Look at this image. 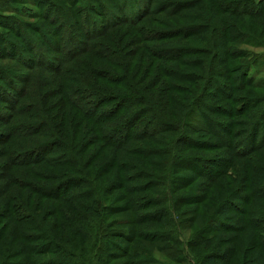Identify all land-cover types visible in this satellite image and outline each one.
<instances>
[{
	"label": "rangeland",
	"instance_id": "374dc122",
	"mask_svg": "<svg viewBox=\"0 0 264 264\" xmlns=\"http://www.w3.org/2000/svg\"><path fill=\"white\" fill-rule=\"evenodd\" d=\"M4 1L0 0V4ZM51 1L54 5L53 8H57L58 11L54 13L53 10L46 17L41 13V10L35 7L41 13L40 18L19 19V34L18 32H14L15 28L11 29L8 26L9 21L5 20L6 15L0 12V37L8 41L4 43L3 41L5 40L0 38V52L2 53L0 54V70L10 71L11 74L19 77H30V83L15 77L21 86L29 88L30 96L24 99L22 104L38 103L40 107V110L36 112L37 118H21L19 121L29 122L25 125H30L31 127L37 124L34 120L46 124L41 133L43 135L9 141V138L5 137L6 134H10L8 122L0 119V223L9 224V228L3 235L5 239L0 244V264H16L17 261L22 260L15 257L16 255H8L4 252V247L18 232L16 212H7L8 203L11 202L9 200L10 197L16 196L18 199L17 204L24 203L25 207L26 204L32 203L30 205L31 208L36 210L32 211L35 223L38 224L39 222L49 232H51L50 223L54 219L57 220L56 217L46 218L45 214H50V209H59L67 218L80 217L85 212L84 206L90 205L95 200V197L80 200V202H74V200L69 198L62 201L52 200L40 195L33 196L29 191L20 192L18 190L19 187L11 186V184L7 186L6 175H3L4 172L1 171L2 169L4 170L7 164V158L2 155L3 150H19V154H23L40 143H46L54 139V135L72 146L73 154L71 155H75L76 158L70 160V156L66 154L61 161L69 165H39L33 169L40 168L45 173H53L57 176H79L80 173H84L83 175L92 181V186L97 192L96 197L105 198V202L111 206L116 202L118 203L115 206H124L128 202L130 207H133L132 210L129 208V211L125 212H106L109 219L108 224L112 222L116 226L113 227L115 234L110 240H101L102 246L106 250V253L103 254L104 260L102 264H178L177 260L181 255L186 259L185 264H198L206 263V257L209 254L215 257L216 264H264V172L261 173V177H258V173H256V178L253 179L251 186L249 183V175L251 172L253 173V168L264 167V152L254 153L248 158L235 159L233 164L227 167L226 170L228 171L229 169V171L226 172V177H219L218 181L216 180L217 182L213 185L206 171H188L181 167H176L175 169L171 167L169 170V167H162V173H160V166L157 161H163L162 157L145 159L143 155L146 153H137L138 150L155 149L159 147L155 146L157 143L149 142V140L133 141L123 151H116L115 149L105 147L98 140V129L92 125H87L86 121L70 110L64 101L61 91H67L70 84L63 79L59 80L50 69H41L42 66H40L41 68H34V70L28 68L29 64L36 67V58L41 54L40 52H44L47 58H56L61 56L60 52L63 49L66 52L73 49L75 41L85 44L90 42L92 36L87 31L93 32V29L99 25L93 20L97 18L100 24L107 25V22L112 19V15L100 16V14L112 12L118 18L137 16L147 8L154 7L153 0H103L105 10L94 13L88 27L84 25L86 22L83 26L74 23L73 15H75V11L69 6L68 2L66 3L65 0ZM189 1L172 0V2L177 4H185ZM204 1L207 5L205 8L210 12L211 19L210 23L207 24L209 28L207 31L198 33L192 31L193 29L189 27L190 21L187 20L188 12H195L196 9L187 10L182 9L180 6L179 10L175 9L176 15L173 16L170 15V10L146 16L138 23L140 24L138 27H145V30L149 31L153 36L157 30L165 32L166 30L178 29L181 33L180 38L162 41V37H159L158 40L160 41L158 42H145V47L171 49L175 46H185L187 48L205 49V51L201 52H207V55H193L189 59L199 56L198 58L207 59V63L199 61L201 64L196 65V67H185L186 65L181 64L174 55H168L171 57H168V60H161L142 49L129 53V47L134 49V46L139 40L143 39L145 34L144 29H136L138 24L126 22L112 28L107 27V30L93 41L96 43H106L124 54H121L122 62L120 66L115 67L113 63L110 64L108 62H100L101 64L97 65L93 62L92 58H88L87 60L85 59L86 62L83 64L90 62L92 70L90 67H83L88 73L95 72L94 69L113 70L119 75L126 76L120 78L116 86L103 82H100V84H104L103 86L105 87L109 86L119 94H133L135 97L149 96L150 98H154L156 105L162 107V117L164 119L167 118V121L181 123L180 116L187 115L186 121L191 125L187 127L185 125V130L188 134L186 135L188 136L187 138H191L194 147L190 148L188 145L190 143L183 141L179 151L181 159H196L197 161L221 159L222 167V164H224L223 160L228 158L232 160L234 158L233 152L220 145L219 139L215 134L211 133L210 128V130L202 128L200 122H203L205 119H202L200 115L203 109L207 110V108H204L205 105L212 107L215 112H220L218 108H224L226 112L228 109L233 110L242 107L244 99L235 102L223 95L225 92L234 90V79L236 76L232 75L231 67L234 64L240 63L244 55L237 61L232 60L228 55L220 60L212 53L210 54L209 49L217 44V51H225L229 48L235 52L244 54V51L248 49L256 54V57L261 56L257 66L251 73L255 81L261 84L264 82V47H261L264 44L260 48H252L244 46L242 41L247 43L248 39L245 40L243 37L245 36L246 38L248 36L256 40L257 43H264V18L257 17L261 16L257 15L256 19H253L234 12L237 9H251L250 6L247 8L238 7L237 4L241 0ZM261 1L263 0H255V3L259 4ZM193 6L198 8V4H193ZM28 8L33 7L30 6ZM24 9L27 12L28 9ZM262 12L264 13V9ZM54 16H56V22L52 20ZM192 21H194L193 24L196 23L197 25L204 26V23L198 20L194 19ZM59 22L62 23L64 31L61 34H53L54 25ZM173 24H177V26ZM227 26L229 28L234 27V31L227 33ZM40 31L47 33L51 40H46ZM242 38L243 40H241ZM232 39L237 40L239 43H233ZM48 41L53 45H50ZM233 51L229 50V53H233ZM24 55L35 63L29 62L25 64L24 61L26 59L22 60L18 58ZM211 58L213 59V64L210 68L208 60ZM122 65L125 68H122ZM208 70L212 76L210 81L213 82L207 87L206 75ZM184 74L188 75L184 76ZM156 78L157 81H155ZM4 87L8 93L12 92L10 94L13 97H19L10 84H7L5 79L1 78L0 88L3 89ZM172 87H176L178 91L176 92ZM181 87H185L187 92H180L179 88ZM185 88L181 89L185 90ZM37 91L39 95H36ZM248 94H250L249 96L261 97L264 96V90L247 88L243 91L240 90L235 96L243 98ZM0 96V108L5 113H10V108L7 107V102L4 101L5 98H2L4 94H0ZM176 97H179L181 100L179 101ZM184 97L192 102L196 101L194 109H192L191 104L183 105L182 100ZM200 103L202 104L200 105ZM259 108H252L250 115L239 117L238 119L225 115H212L216 120L225 123L236 120L244 121V124L247 125V121L254 123L259 119ZM189 109L195 113L193 114ZM163 111L165 114H163ZM122 114L125 115L107 124L104 128L121 124L123 118L130 116L131 111L123 110ZM80 123H83V125ZM247 131L245 128L242 133L246 134ZM245 134L237 139V141L240 140L242 142L241 147H245L246 143L248 146L252 145V142L247 140L248 135ZM166 136L168 135L163 134L157 138L162 141L166 139ZM181 136H183L182 132L172 135L174 139H179ZM86 142H89L88 145H85ZM236 146L234 145L235 150ZM79 148L81 150L84 149L85 153L80 154L81 150ZM92 149L99 153L100 159L96 161L95 167L89 169L87 172H82L83 167L80 163L82 165L86 164L93 151ZM129 149H134V151ZM194 164L198 165V163ZM130 165H134V168H128ZM214 168L217 170L215 172L214 169L216 176H220L221 171L224 170L223 167L214 166ZM199 169L201 170V167ZM149 172L161 174L162 179L159 175L154 176L155 179L152 178L153 181L150 183L149 180L151 179H137L138 177L145 178ZM16 173H18V170H16ZM28 176L33 178V175L28 174ZM117 184H121L122 189L113 192V186ZM144 186L145 189L143 191L135 193L138 188H143ZM169 192H171V198L167 201L165 196ZM206 194L210 196L209 198H212L211 202L206 201L200 205L194 203L197 201L196 196L203 197L202 195ZM160 195L162 196V203L154 205L152 201H157ZM117 197L119 199H116ZM149 199H152V201L151 204L147 205L148 203L146 204L145 201ZM169 206L172 208L170 214L168 213ZM38 208L41 211H38ZM6 214H9V218H6ZM61 219L67 220L66 218ZM95 220L98 222L97 218ZM118 220L124 222L131 221L133 224H115L114 222ZM60 223L64 224L62 221ZM83 224L76 223L72 225V228H83L90 234V225H96L93 223ZM100 226L103 225L100 224ZM63 229L68 231L66 234L70 236V242L65 237L63 240L55 239L56 242H61L63 243L62 246L64 245L68 249L78 252L85 260L89 259V256L93 260V252H90L91 242L83 240L82 247H80L81 251H79L77 248H74V245H76V241L80 237H72V229H67V227H63ZM202 230H204L203 233H201ZM3 231L4 227L0 228V233H3ZM165 236H167V239ZM153 237L156 238V243L149 241ZM169 238H176L178 241L176 242L172 239L170 241L168 240ZM43 242L45 241H38L37 244L35 242V245L41 246ZM23 244V240L19 236L18 243L10 246H13L18 251L20 246H24ZM27 246H31V244ZM183 248L184 252H182ZM122 250L125 251L122 252ZM109 252L117 253L118 255L114 257L109 255L106 258ZM184 253L186 254L184 255ZM96 254L100 255L99 252H96ZM220 255H223V260H220ZM49 257L51 256L45 254L42 255L41 259ZM34 258H36L35 255ZM228 258L231 259V263H226ZM23 259L28 264L30 254L27 257H23Z\"/></svg>",
	"mask_w": 264,
	"mask_h": 264
},
{
	"label": "trees",
	"instance_id": "16d2710c",
	"mask_svg": "<svg viewBox=\"0 0 264 264\" xmlns=\"http://www.w3.org/2000/svg\"><path fill=\"white\" fill-rule=\"evenodd\" d=\"M66 3H69V6L74 9L75 15H73L74 23L79 24L80 26H83V24L86 22V27H88L90 20L93 19V14L97 11H104V2L103 0H65ZM195 1V3H193ZM154 7L147 8L144 12H141L137 16H128L124 18H118L113 15L112 12H106L103 14H100V16H107L112 15V19L109 20L107 25L100 24L96 18V20H93L94 22L98 23L99 25L93 29V32H88L89 35H91V41L88 43H80L78 41H75L74 48L66 52L65 49H63L60 53V57L56 58H47V56L44 54V52H40L41 54L38 55L36 58V63L33 62L31 59H27V57L20 56L18 58L20 59H26L24 61L25 64H28L29 62L35 63L36 67L28 65L29 69L34 68H41V69H50L56 77L60 80L63 79L65 82H68L70 84V87L67 91L63 90L61 91L62 96L64 97V101L67 103L70 110L74 111L81 119L86 121L87 125H92L96 129H98V140L103 143V145L110 149H115L116 151H123L129 147V144L131 142H137V141H143V140H149V142H155L159 146L155 149H143L138 150V152L146 153L143 156H145V159H150V157H162L164 160L157 161V163L160 166L159 172L162 173V167L168 168L169 170L171 167L174 169L177 167H181L183 169H187L188 171H199V172H207L209 179L212 181V185L215 184L219 177H226L227 173L229 171L226 170L228 166H231L233 164V161L238 158H248L250 155L254 153H262L264 152V96L261 97H255V96H249L250 94L244 96L243 98L241 96H235L236 93H238L240 90H245L247 88L252 90H264V82L261 84H258L255 79L251 76V73L253 72V69L257 66L259 59L261 56L256 57V54L252 53L248 49L244 51L243 53H237L233 51L232 49L228 50H221L217 51L216 46L210 47L209 52L212 53L214 56L218 57V59L222 60L224 56L228 55L231 57L232 60L237 61L240 60L241 57L244 58L243 60H240V63L234 64L231 67L232 75H235V88L233 91L225 92L224 97L230 98L237 102L238 100H243L244 103L241 108L239 109H228L225 112L224 108H218V111L215 112L212 107L209 105L204 108H207V110L203 109L202 114L200 115L202 119H205L203 122H200L202 128H205L207 130L211 129V133L215 134V136L219 139L220 145H223L228 150L233 152L234 158L231 160L230 158L223 160L222 167L224 170L221 171L220 176H216L215 172L217 171L216 167H221V159H212L210 161H197L196 159H181V153L179 152L181 149V143L183 141H187L190 144L189 147L193 148L191 138H187L188 134L185 130L188 125L187 123V115L180 116V122L181 123H173L171 121H167L162 117V107H158L156 105V100L154 98H150L149 96H143V97H135L133 94H119L114 91V89H111L109 86L105 87L104 84H100V82L108 83L111 86H116V83L118 80L122 77H126L124 75L117 74L116 71L113 70H97L94 69L95 72L88 73V71L84 67H90L92 64L90 62H86L88 58H92L93 62L97 65H100V62H108L110 64H114L115 67L120 66L122 60V53L118 52V50L113 49L111 46H109L106 43H96L93 42L96 38H98L100 35L103 34L105 30H107V27H115L117 25H122L126 22L130 24L137 25L144 17L160 13V12H167L170 10V15H176L175 9L179 10V6L182 7V9H196L195 12H188V21L189 27L193 29L195 33L207 31L208 23H210V12L205 7L207 5L205 4L204 0H190L189 2H186L185 4L182 3H175L172 2V0H153ZM193 4H198V8L196 6L194 7ZM33 8H28V7ZM238 7H244L247 8L250 6L251 9H237L234 12L238 14H242L244 17H249L256 19L257 17H263L264 13L262 10L264 9V0L261 1L259 4L255 3V0H241L237 4ZM35 7L39 10H41V13L47 17L49 12L55 13L57 10L54 9L53 2L51 0H5L3 3L0 4V12H3L5 16V20L9 21V27L12 29L15 28L14 32H18L19 34V26L20 21L19 19H25V18H32V17H39L41 16V13L35 9ZM28 9L27 12L24 9ZM35 9V10H34ZM236 9V8H235ZM173 12V13H172ZM150 13V14H149ZM99 17V16H98ZM40 18V17H39ZM198 20L201 23H204V26L197 25L196 23L193 24L194 21L192 20ZM53 22H56V16L53 17ZM203 21V22H202ZM205 21V22H204ZM173 22V21H172ZM178 24V23H177ZM177 24H173L174 26H177ZM140 24L137 25L136 29H144L145 36L142 40H139V42L134 46V49L129 47V53L136 52V50H146V52H149L150 55L156 56L158 59H165L168 60V57L171 58L168 55H174L175 58L178 59V61L181 62V64L186 65L185 67H196L198 66L199 61L206 62L207 59L198 58L199 56H196L193 59H189L193 55H207V52H201L205 51V49H199V48H191V47H178L175 46L171 49L168 48H157L153 49V47H145L144 43L149 42H158L159 37H162V41H168V40H175L180 38V31L178 29H172V30H166L165 32L162 30H157L155 32V35H151V33L147 30H145V27L139 28ZM54 29L52 30L53 34H61L64 31L62 23H58L54 25ZM70 29V27L68 26ZM234 31V27H228L226 28V32ZM41 32V31H40ZM41 34L45 37L46 40H51V38L48 36L47 33L41 32ZM154 34V33H152ZM239 35V34H238ZM2 40V37H0ZM245 40L248 39V42L245 43L242 41L244 46L252 47V48H260L261 45L264 43H257L256 40H253L252 38H249L248 36L245 38ZM243 38L241 40H243ZM256 39V38H255ZM8 42V41H3ZM233 43H239L237 40L232 39ZM48 43H50L48 41ZM50 45H53L50 43ZM60 47V46H59ZM139 47V48H138ZM264 47V46H261ZM220 48V47H219ZM133 49V50H132ZM221 49V48H220ZM149 50V51H148ZM230 51H233V53H229ZM223 52V53H222ZM252 53V54H251ZM0 54H2L0 52ZM122 54V55H121ZM126 55V54H125ZM26 57V58H24ZM222 58V59H221ZM86 59V60H85ZM170 60V59H169ZM213 59L211 58L208 60V66L211 68ZM71 63V66H70ZM80 65V66H78ZM38 66V67H37ZM68 66V67H67ZM84 66V67H83ZM92 70V67H90ZM89 68V69H90ZM122 68H125L122 65ZM209 68V69H210ZM90 71V70H89ZM188 74H184V76H187ZM21 78L25 80L27 83L31 82L30 77L26 76H15L11 74L10 71L7 70H0V79H5L7 84H10L11 88H13L17 95L14 96L10 93H8L5 90V87L2 89L0 88V94H4L2 98L4 97V101L7 102V107L10 108V113H5L3 109L0 108V119L5 120V122H8L9 125V131L10 134H6L5 137L9 141L11 140H18L19 138H33L35 136L43 135L41 134L43 129L46 127V124L43 122L34 120L35 123H37L34 127H31L30 125L26 126V123L29 122H21L19 119L21 118H37V111L40 110V107L38 106V103H28V104H22L24 99L29 98L30 92L29 88H24L21 86L18 81L15 79ZM207 80L206 83H208L207 87L211 85L213 81L211 80V73L208 70L207 71ZM24 81V82H25ZM157 81V78L155 79ZM162 82V80H160ZM152 84V83H151ZM162 84V83H161ZM206 87V86H205ZM185 88V87H181ZM179 88L180 92L184 93L187 92L186 88L185 90ZM173 90L176 92L178 89L176 87H172ZM162 91V88H161ZM203 92V91H202ZM39 95V92H36V95ZM181 95V94H180ZM1 97V96H0ZM236 97V98H235ZM181 100L179 97H176ZM177 100V99H176ZM41 103V102H40ZM183 105H192V109L195 108L196 101H191L188 98L184 97L182 100ZM202 103H200L201 105ZM204 105V104H203ZM260 107V108H259ZM254 108H259V119L255 121L254 123H250L249 121L246 122L247 125L244 124V121H236L232 120V122L225 123L220 120H216V118L212 115H220V116H228L233 119H238L239 117H245L247 115H250V110ZM124 111H131L130 116H126L121 121V124L115 125L113 127L104 128L107 124L112 123L113 121L117 120L119 117H123L125 114H122ZM190 110V109H189ZM222 110V111H221ZM193 112V110H190ZM224 111V112H223ZM176 113V112H175ZM195 112H193L194 114ZM163 114L165 112L163 111ZM252 114V113H251ZM165 116V115H164ZM185 119V121H184ZM182 120V121H181ZM18 121V122H15ZM185 122V123H184ZM187 123V124H186ZM83 125V123H80ZM85 125V124H84ZM194 125V124H192ZM209 125V126H208ZM48 126V125H47ZM244 126V128H243ZM193 128V126H191ZM239 127V128H237ZM210 128V129H209ZM247 129V133H242L244 129ZM196 129V127H195ZM177 132H182L183 136H181L179 139H174L172 135ZM168 135L166 136V139L164 140H158L159 136L161 135ZM187 134V135H186ZM248 135V141L252 142L251 146H248L246 143L245 147L242 146V142L239 139V137L243 135ZM53 136V135H52ZM8 141V142H9ZM89 142H86L85 145H88ZM234 145L236 146V150L234 149ZM75 148V147H74ZM72 146L65 143L58 137L54 135V139L49 140L46 143H40L35 148H32L30 150H27V152L23 154H19V150H3L2 155L7 158V164L4 170L1 171L4 172L3 175H6V181L7 186L11 184V186H17L19 187L18 190L20 192L29 191L31 194L34 195H40L41 197L52 199V200H66L67 198L74 200V202H80V200H85L90 197H95V200L90 205H85V212L84 214H81V216H74L72 218H67L66 215L62 211L56 208L50 209V214L46 213V218H54L50 225L51 229L49 232L45 227L41 226L40 223H35V217L34 213L32 211H36L35 209L31 208L32 203L26 204V207L24 206V203L17 204V197L12 196L9 198L11 202L8 203V211L7 212H16L17 215V224H18V232L17 235L13 236L11 240H9L8 244L4 247L5 254L8 255H16L15 257L20 258L22 260L17 261L16 264H27L26 260L23 259V257H27L30 254V261L28 264H102L104 260V253H106V250H104V247L102 246V241L110 240L113 235L115 234V231H113V227L116 226L112 222L109 223V219L107 216V213L113 212V211H119V212H125L129 211V208L132 210L133 207H130V204L126 202L124 206H115L118 202H116L113 206H111L109 203L105 202V198L96 197L97 192L95 191V188L92 186V181L88 180L83 174L80 173L79 176H71V175H55L53 173H45L40 168L33 169L34 167H37L39 165H54V164H63V165H69L61 161L63 157L68 154L70 156V160H74L76 158L75 155L72 152ZM81 150V148H79ZM91 150V148H90ZM93 150V149H92ZM131 151H134V149H129ZM85 153L84 149L81 150L80 154ZM73 156V157H71ZM100 155L95 150L92 151L90 154L89 160L86 161V164L80 165L83 167L82 172H87L89 169L95 167L96 161H98ZM66 162V160H65ZM198 163V165L194 164ZM149 164V163H148ZM179 165V166H178ZM134 168L133 166H128V168ZM201 167V170L199 169ZM203 168V170H202ZM215 169V172H214ZM16 170H18V173H16ZM15 171V172H14ZM264 172V167H255L253 168V173L251 172L249 175V183L251 186V183L253 179L256 178V173H258V177H261V173ZM7 173V174H6ZM28 174L33 175V178L29 177ZM159 175L162 179L161 174H153L149 172V174L143 178L138 177L137 179H151L149 180V183L152 182V178L155 179L154 176ZM61 176V177H60ZM87 176V175H86ZM4 177V176H3ZM62 179V180H59ZM166 179V178H165ZM262 179V178H261ZM217 180V181H216ZM95 185V184H94ZM255 185V184H254ZM91 188H90V187ZM83 187V188H82ZM85 187V189H84ZM96 187V185H95ZM101 188V186H99ZM84 189V190H82ZM122 189L121 184H117L116 186H113V192L119 191ZM145 189V186L143 188H138L135 193L141 192ZM80 190V191H79ZM78 191V192H75ZM256 191V190H255ZM26 192V193H27ZM113 194V193H112ZM68 195V196H67ZM207 195V196H206ZM201 196H196L197 205L202 204L206 201H210L212 198H209L210 196L208 194ZM120 197V196H119ZM117 197L116 199H119ZM165 198L167 201L169 198H171V192L166 194ZM152 199L146 200V204H151ZM154 205L161 204L162 203V196L160 195L158 200L152 201ZM15 203V204H13ZM144 204V205H146ZM133 205V204H132ZM146 205V206H147ZM172 205V204H170ZM145 207V206H143ZM169 214L172 212L171 206L168 207ZM41 211L40 208H38V211ZM75 210V209H74ZM107 212V213H106ZM198 213V212H197ZM106 214V218H105ZM175 214V213H173ZM95 215V216H94ZM9 218V214H6V218ZM34 217V218H33ZM61 218H66L67 220H63ZM95 218H97L98 222H96ZM105 218V220H104ZM62 221L64 224L62 225L60 223ZM105 221V222H104ZM76 223H93L96 225H90L91 227V233L88 234L83 228H72V225ZM115 224H128L132 225L133 222L128 221H120L114 222ZM83 224V225H84ZM102 224L103 226H100ZM0 228L4 227L3 233H0V244L4 241V232L9 228V224H1ZM40 225V226H39ZM63 227H67V229H72V237H80L76 241V245H74V248H77L79 251L80 247H82V241H88L91 242L90 252H93V260H91V257L89 256V259L85 260L83 257L79 255L78 252L72 251L62 246L63 243L56 242L55 239L63 240L64 237L70 242V236L66 234L65 229ZM204 230L201 231L203 233ZM56 233V234H51ZM65 233V234H63ZM71 235V234H70ZM125 235V234H124ZM21 237V240H23V245L20 246V249L16 251L13 246H10L14 243H18V238ZM167 239V236H165ZM174 240L178 241V237L176 238H169L168 240ZM176 239V240H175ZM102 240V241H101ZM106 240V241H107ZM38 241H45L41 246L35 245V242L37 244ZM149 241L152 243H156V238H152ZM171 241V240H170ZM86 243V242H84ZM31 244V246H27ZM26 245V247H25ZM73 246V244H71ZM70 247V246H69ZM11 248V250H10ZM72 248V247H71ZM72 248V249H74ZM74 249V250H77ZM25 250V251H24ZM165 250V249H164ZM125 250H122L124 252ZM96 252H99L100 255L98 256ZM165 252V251H164ZM182 252H184V248L182 249ZM150 253V252H149ZM50 255L51 257L47 259H41L42 255ZM186 253H184L185 255ZM34 255L36 258H34ZM103 255V259H102ZM111 255L112 257L117 256V253L109 252L107 253L106 258ZM220 260H223L222 256ZM10 257V256H9ZM12 258V256H11ZM189 260V258H188ZM22 262V263H21ZM152 263V262H150ZM178 264H185L186 259L181 255L178 260ZM194 263V262H193ZM226 263H231V259L228 258ZM9 264V263H7ZM198 264H216L215 257H213L211 254H209L206 257V263H198Z\"/></svg>",
	"mask_w": 264,
	"mask_h": 264
}]
</instances>
